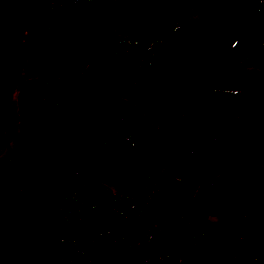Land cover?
<instances>
[{"label":"trees","instance_id":"trees-1","mask_svg":"<svg viewBox=\"0 0 264 264\" xmlns=\"http://www.w3.org/2000/svg\"><path fill=\"white\" fill-rule=\"evenodd\" d=\"M94 6L0 0V151L18 88L22 126L0 159V264H264V208L244 201L252 176L264 191V133L252 140L249 103L164 76L166 62L193 65L182 42L68 30ZM232 52L245 68L264 66L258 36ZM124 95L158 109L154 122ZM155 157L161 173L109 187ZM160 216L175 217L171 232Z\"/></svg>","mask_w":264,"mask_h":264},{"label":"rangeland","instance_id":"rangeland-1","mask_svg":"<svg viewBox=\"0 0 264 264\" xmlns=\"http://www.w3.org/2000/svg\"><path fill=\"white\" fill-rule=\"evenodd\" d=\"M94 1V8L74 13L69 31L78 29L96 33L101 39H135L149 45L155 40L184 43L193 65L180 60L166 62L164 76L178 74L209 88L241 92L250 105L252 140L259 141L264 133V66L243 67L241 60L233 55L232 48L242 37L264 39V0H226L224 5L212 10L198 0ZM164 86L157 84V93ZM19 95L20 88L13 96L15 130L9 146L0 151V159L22 136L20 116L18 118ZM124 99L140 107L145 121L154 122L158 109L128 95H124ZM255 144L252 142V146ZM161 171L162 166L156 157L142 164L136 162L128 165L109 187L121 191L124 187L134 186L140 175L159 174ZM244 201L264 208V191L258 187L255 176L250 179ZM209 221L215 222L216 219ZM174 222L173 216H160L157 225L172 231Z\"/></svg>","mask_w":264,"mask_h":264}]
</instances>
